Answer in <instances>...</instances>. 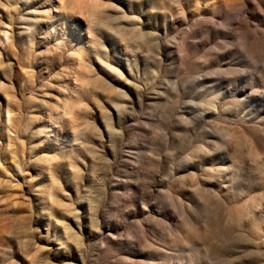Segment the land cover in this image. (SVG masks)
Here are the masks:
<instances>
[{
  "label": "rangeland",
  "instance_id": "rangeland-1",
  "mask_svg": "<svg viewBox=\"0 0 264 264\" xmlns=\"http://www.w3.org/2000/svg\"><path fill=\"white\" fill-rule=\"evenodd\" d=\"M0 264H264V0H0Z\"/></svg>",
  "mask_w": 264,
  "mask_h": 264
}]
</instances>
